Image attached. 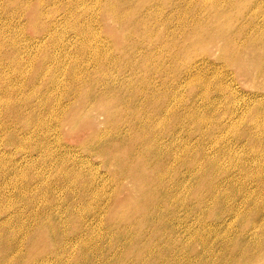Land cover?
<instances>
[{"label": "rangeland", "instance_id": "rangeland-1", "mask_svg": "<svg viewBox=\"0 0 264 264\" xmlns=\"http://www.w3.org/2000/svg\"><path fill=\"white\" fill-rule=\"evenodd\" d=\"M0 264H264V0H0Z\"/></svg>", "mask_w": 264, "mask_h": 264}]
</instances>
